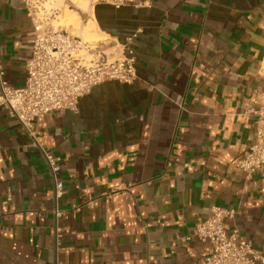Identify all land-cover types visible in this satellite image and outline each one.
I'll list each match as a JSON object with an SVG mask.
<instances>
[{"label":"crops","instance_id":"1","mask_svg":"<svg viewBox=\"0 0 264 264\" xmlns=\"http://www.w3.org/2000/svg\"><path fill=\"white\" fill-rule=\"evenodd\" d=\"M76 11L108 54L134 51L138 77L36 119L38 142L60 159L57 200L41 149L0 107V264H200L212 245L196 222L213 206L234 208L227 228L264 254V169L234 164L264 98V0ZM33 39L25 5L0 0V63L13 87Z\"/></svg>","mask_w":264,"mask_h":264},{"label":"built area","instance_id":"2","mask_svg":"<svg viewBox=\"0 0 264 264\" xmlns=\"http://www.w3.org/2000/svg\"><path fill=\"white\" fill-rule=\"evenodd\" d=\"M28 9L34 26L31 56L26 61V78L22 86L9 85L0 63V107L8 110L33 139L46 158L55 184L56 200L64 194L59 178L60 159L38 142L35 121L45 113L67 109L76 111L81 97L93 87L109 80L134 82L137 77L136 56L127 48L123 55L105 51L103 41L84 40L57 24L62 1L78 7L74 0H17ZM91 7L99 3L122 6L135 0H86ZM133 37L128 38L131 42ZM257 116L255 140L250 148L234 161L248 175L264 169V98L251 109ZM56 214L61 212L56 210ZM234 208L213 206L205 219L196 222V235L212 245L200 264H264V254L240 237L237 228L229 230L227 220L236 216Z\"/></svg>","mask_w":264,"mask_h":264},{"label":"rangeland","instance_id":"3","mask_svg":"<svg viewBox=\"0 0 264 264\" xmlns=\"http://www.w3.org/2000/svg\"><path fill=\"white\" fill-rule=\"evenodd\" d=\"M74 1H76V0H74ZM56 5L59 8H61V11L58 15V20L56 21L57 24H60L61 26H64L65 28L69 29L73 34L81 36L84 40L93 41L92 38H89L88 36H84L82 34V32H83V30H81V24L82 23H80V25H77V24H73L71 21L67 20V16H68L70 9L77 10L74 6L69 7L68 5L64 4L62 1H59ZM115 55H116V53H115Z\"/></svg>","mask_w":264,"mask_h":264},{"label":"bare ground","instance_id":"4","mask_svg":"<svg viewBox=\"0 0 264 264\" xmlns=\"http://www.w3.org/2000/svg\"><path fill=\"white\" fill-rule=\"evenodd\" d=\"M75 2L77 3L78 7H80L83 11H88L91 8V6L86 0H76ZM67 20L77 25H80L81 23L80 16L78 12L74 9H70L67 16ZM94 31H95V24L92 21H88L86 23V27L84 28L82 34L84 36H88L89 38H92L93 40H96L97 38L94 34Z\"/></svg>","mask_w":264,"mask_h":264}]
</instances>
